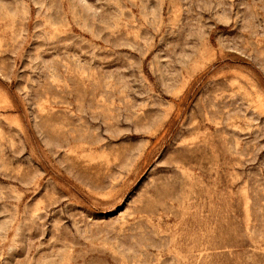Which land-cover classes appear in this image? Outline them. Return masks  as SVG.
Returning <instances> with one entry per match:
<instances>
[{
	"label": "rangeland",
	"instance_id": "374dc122",
	"mask_svg": "<svg viewBox=\"0 0 264 264\" xmlns=\"http://www.w3.org/2000/svg\"><path fill=\"white\" fill-rule=\"evenodd\" d=\"M0 264H264V0H0Z\"/></svg>",
	"mask_w": 264,
	"mask_h": 264
}]
</instances>
